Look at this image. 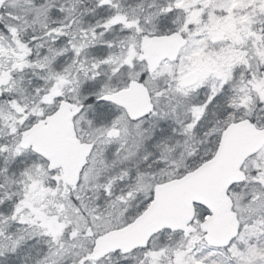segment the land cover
Returning a JSON list of instances; mask_svg holds the SVG:
<instances>
[{
    "label": "snow or ice",
    "instance_id": "1",
    "mask_svg": "<svg viewBox=\"0 0 264 264\" xmlns=\"http://www.w3.org/2000/svg\"><path fill=\"white\" fill-rule=\"evenodd\" d=\"M0 264H264V0H0Z\"/></svg>",
    "mask_w": 264,
    "mask_h": 264
}]
</instances>
